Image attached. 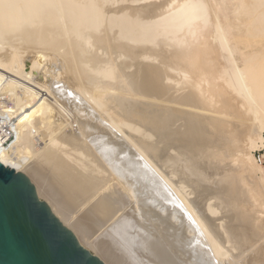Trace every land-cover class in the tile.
I'll use <instances>...</instances> for the list:
<instances>
[{
	"label": "bare ground",
	"instance_id": "obj_1",
	"mask_svg": "<svg viewBox=\"0 0 264 264\" xmlns=\"http://www.w3.org/2000/svg\"><path fill=\"white\" fill-rule=\"evenodd\" d=\"M264 0H0V162L106 264H264Z\"/></svg>",
	"mask_w": 264,
	"mask_h": 264
},
{
	"label": "water",
	"instance_id": "obj_2",
	"mask_svg": "<svg viewBox=\"0 0 264 264\" xmlns=\"http://www.w3.org/2000/svg\"><path fill=\"white\" fill-rule=\"evenodd\" d=\"M0 264H106L41 199L23 172L0 162Z\"/></svg>",
	"mask_w": 264,
	"mask_h": 264
},
{
	"label": "built area",
	"instance_id": "obj_3",
	"mask_svg": "<svg viewBox=\"0 0 264 264\" xmlns=\"http://www.w3.org/2000/svg\"><path fill=\"white\" fill-rule=\"evenodd\" d=\"M256 158L264 165V148L255 152Z\"/></svg>",
	"mask_w": 264,
	"mask_h": 264
}]
</instances>
